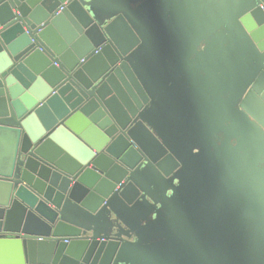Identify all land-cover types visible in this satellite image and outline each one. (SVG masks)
Here are the masks:
<instances>
[{"label": "water", "instance_id": "water-1", "mask_svg": "<svg viewBox=\"0 0 264 264\" xmlns=\"http://www.w3.org/2000/svg\"><path fill=\"white\" fill-rule=\"evenodd\" d=\"M218 31L255 55L249 110L264 0H0V264H264V166L188 134L187 99L157 128V58Z\"/></svg>", "mask_w": 264, "mask_h": 264}, {"label": "flooded vegetation", "instance_id": "flooded-vegetation-1", "mask_svg": "<svg viewBox=\"0 0 264 264\" xmlns=\"http://www.w3.org/2000/svg\"><path fill=\"white\" fill-rule=\"evenodd\" d=\"M235 41V39L224 38L219 31L201 41L198 49L201 51L207 49L205 53L207 62L201 64L193 62V56L189 55L179 56V58L158 55L161 74L157 81V93L163 99L162 106L157 107L155 111L160 121V125L156 124L158 130L161 127L163 131L173 130L174 132L176 125L181 126V124L169 123L165 118L172 116L178 109L177 113L182 111L186 116L187 121L183 125L191 135L200 133L202 126L207 124L206 119H209L215 129L213 139L216 150L229 138L237 154L243 152L245 157L264 166V99L259 96L261 100L256 101L248 97L250 111L243 108L241 103L252 88V84L245 87V93L239 97L240 90H243L246 84L245 78L240 80L241 76L251 71L249 65H254L255 55L240 49ZM243 69L245 72H242ZM260 74L261 70L255 79ZM147 94L153 97L149 88H147ZM174 96L191 101L185 106V112L183 107L175 106ZM203 99L210 101L213 112L204 115L196 111L205 108ZM210 148L214 149L213 146ZM191 149L192 153L201 151V147L198 146Z\"/></svg>", "mask_w": 264, "mask_h": 264}]
</instances>
